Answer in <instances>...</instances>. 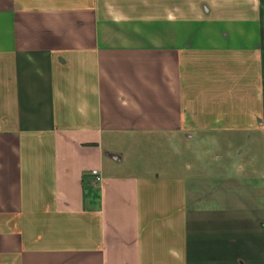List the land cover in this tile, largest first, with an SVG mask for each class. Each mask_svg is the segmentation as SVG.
Returning a JSON list of instances; mask_svg holds the SVG:
<instances>
[{
  "label": "crops",
  "instance_id": "0c3cea01",
  "mask_svg": "<svg viewBox=\"0 0 264 264\" xmlns=\"http://www.w3.org/2000/svg\"><path fill=\"white\" fill-rule=\"evenodd\" d=\"M0 264H264V0H0Z\"/></svg>",
  "mask_w": 264,
  "mask_h": 264
},
{
  "label": "rangeland",
  "instance_id": "374dc122",
  "mask_svg": "<svg viewBox=\"0 0 264 264\" xmlns=\"http://www.w3.org/2000/svg\"><path fill=\"white\" fill-rule=\"evenodd\" d=\"M178 138L181 140L180 142H185L184 135H179ZM141 141H142V145L140 146V149H138V145H136V148L134 150L131 149L129 145L123 147V149L125 148L127 151L125 154L124 162L132 158V160H135L134 162H137L138 164L141 165L142 164L149 166L154 165L160 167L164 165L167 155L171 156L169 152H165L164 150L166 146L168 147L170 144V141L168 139H164L158 136H149L142 138ZM158 153H160L161 155H158ZM125 168L132 169L126 165Z\"/></svg>",
  "mask_w": 264,
  "mask_h": 264
},
{
  "label": "built area",
  "instance_id": "2783aa9c",
  "mask_svg": "<svg viewBox=\"0 0 264 264\" xmlns=\"http://www.w3.org/2000/svg\"><path fill=\"white\" fill-rule=\"evenodd\" d=\"M103 176L98 168H93V170L90 173V179L93 183L99 184L102 182Z\"/></svg>",
  "mask_w": 264,
  "mask_h": 264
}]
</instances>
